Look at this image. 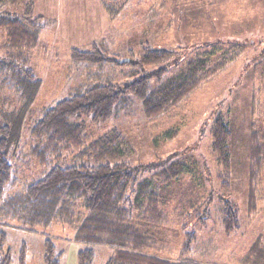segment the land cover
Returning a JSON list of instances; mask_svg holds the SVG:
<instances>
[{"label":"rangeland","instance_id":"374dc122","mask_svg":"<svg viewBox=\"0 0 264 264\" xmlns=\"http://www.w3.org/2000/svg\"><path fill=\"white\" fill-rule=\"evenodd\" d=\"M29 4L33 16L51 22L26 53L33 78L23 75L13 87L3 69L5 32L0 29V121L11 128L16 149L28 140V127L41 109L68 97L88 74L96 72L104 82L124 84L128 78L123 75L134 70L125 64L129 57L137 59L144 43L172 52L163 64L165 79L197 53L216 49L214 62L228 49L243 47L240 56L167 114L151 120L131 101L127 114L103 124L88 123L86 130L93 138L119 130L131 145L130 162L154 167L141 173L139 180L152 178L170 157L187 162L189 173L161 189L169 221L155 233L166 247L163 257L183 258L178 249L189 233L195 237L184 255L190 262L264 264V0H108V10L100 0H0V17L21 16ZM93 42H103L102 51L117 62H105L100 70L72 60L73 48L89 51ZM125 59L128 62L120 64ZM219 116L231 130L228 174L217 161L210 137ZM168 130L176 135L163 141ZM252 132L263 144L254 211L248 206ZM28 159V165L18 170L24 183L42 170ZM225 201L234 203L238 220V228L228 235L223 225ZM0 231L6 236L10 264H18L21 252L25 264H42L46 238L61 253L60 264H78V252L87 248L95 254L92 264H105L113 252L72 242L68 238L73 230L65 225L36 232L0 225Z\"/></svg>","mask_w":264,"mask_h":264},{"label":"trees","instance_id":"16d2710c","mask_svg":"<svg viewBox=\"0 0 264 264\" xmlns=\"http://www.w3.org/2000/svg\"><path fill=\"white\" fill-rule=\"evenodd\" d=\"M100 1L108 10V0ZM50 22L33 16L30 4L21 16L0 17V29L5 32L1 46L6 60L3 69L11 76V87L23 75L28 80L33 78L26 53L36 44L39 31ZM101 45L103 42H93L89 51L73 48L71 58L90 69L97 66L101 70L105 62L116 63ZM242 52L243 47L235 46L214 62L216 49L197 53L165 79L163 64L172 52L144 43L137 59L129 57L125 64L134 70L123 75L128 78L124 84L104 82L96 72L88 74L86 82L68 97L41 109L28 127V140L22 147L13 146L11 128L0 121V225L24 227L30 232L57 224L69 226L73 234L68 239L72 242L113 250L105 264H199L184 258L191 251L194 235H184L178 249L183 258L172 261L162 256L166 247L155 233L169 221L167 200L161 189L189 173L187 162L170 157L152 178L139 180L141 173L154 167L130 162L131 145L119 130L111 129L93 138L87 133V124H103L127 114L131 101L140 106L147 118L157 119L179 106ZM175 135L176 131L168 130L161 139L168 141ZM210 137L217 161L228 174L231 130L223 117L213 121ZM261 142L252 132L250 211L255 210L256 204L255 185L263 159ZM29 157L42 170L24 183L18 170L20 165H28ZM222 185L226 187L225 183ZM9 220L22 226H10ZM223 225L227 235L238 228L237 210L230 201L224 202ZM5 241V234L0 231V264L11 263ZM60 256L46 238L42 264H60ZM94 257L91 248L83 249L78 252V264H92ZM25 263V253L21 252L18 264Z\"/></svg>","mask_w":264,"mask_h":264},{"label":"water","instance_id":"95a60500","mask_svg":"<svg viewBox=\"0 0 264 264\" xmlns=\"http://www.w3.org/2000/svg\"><path fill=\"white\" fill-rule=\"evenodd\" d=\"M127 62H128V60L125 59V60L120 61V64L127 63Z\"/></svg>","mask_w":264,"mask_h":264}]
</instances>
